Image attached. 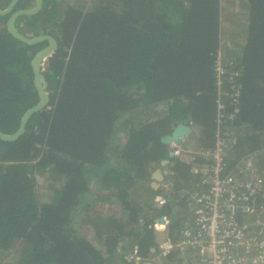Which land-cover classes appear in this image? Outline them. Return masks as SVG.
<instances>
[{
	"label": "trees",
	"instance_id": "obj_1",
	"mask_svg": "<svg viewBox=\"0 0 264 264\" xmlns=\"http://www.w3.org/2000/svg\"><path fill=\"white\" fill-rule=\"evenodd\" d=\"M223 3L43 0L16 19L25 35L49 33L58 44L43 67L50 103L16 140L0 139L1 264H146L159 253L160 221L179 239L192 218L185 192L199 189L200 176L161 137L193 123L198 146H214L219 59L239 73L238 111L224 124L237 137L228 170L254 158L263 177L254 203L264 210V0H232L246 9L239 36L224 34ZM10 14L0 15V129L8 133L39 100L31 60L46 45L15 37ZM159 167L171 170L163 178L171 188L153 186ZM42 176L48 194L38 191Z\"/></svg>",
	"mask_w": 264,
	"mask_h": 264
},
{
	"label": "built area",
	"instance_id": "obj_2",
	"mask_svg": "<svg viewBox=\"0 0 264 264\" xmlns=\"http://www.w3.org/2000/svg\"><path fill=\"white\" fill-rule=\"evenodd\" d=\"M221 60L216 64L218 129L214 146H198L200 127L193 123L183 140L172 143L180 158L192 162L193 173L200 176L199 189L185 192L192 218L179 239L171 240L167 233V238L158 243V255L147 260L152 264H264V210L254 203L262 190L263 177L251 156L228 170L227 158L237 137L224 124L238 111L240 88L234 82L239 73ZM226 98H232L233 111L228 110ZM198 157L204 162L197 161ZM161 185L171 188V180H162ZM156 229L167 231L165 222H158ZM172 253L178 254L177 262L168 260ZM134 255L137 261L141 259Z\"/></svg>",
	"mask_w": 264,
	"mask_h": 264
},
{
	"label": "water",
	"instance_id": "obj_3",
	"mask_svg": "<svg viewBox=\"0 0 264 264\" xmlns=\"http://www.w3.org/2000/svg\"><path fill=\"white\" fill-rule=\"evenodd\" d=\"M17 1L18 0H11V2L6 7H0V15L11 13L7 20L9 31L18 39L29 44L39 43L46 39L49 40L50 43L39 49L34 54L31 60L34 73V84L39 95V100L24 112L23 116L21 117L20 125L14 132L8 133L0 129V139L5 141L16 140L25 131L27 123L33 113L42 109L50 103L51 97L48 90V81L45 74L43 73V65L45 64L47 58L55 51L58 44L56 37L52 34L43 33L35 36H27L22 33L16 26V19L20 15L37 13L43 6V0H37L36 4L32 7L13 10ZM190 130L191 126L188 123H179L173 128L172 132L163 135L161 137V140L163 142L171 144L180 142L189 134ZM167 161V159L163 160L162 164H166ZM165 173H167V169H162L160 167L153 172V177L155 178V180L152 184L154 187H159L160 184L158 181L163 180ZM162 219L163 218H160V220ZM155 234L158 243L164 241L167 238L166 230L156 229ZM152 250L155 251L156 247H153ZM146 264L152 263L150 261H147Z\"/></svg>",
	"mask_w": 264,
	"mask_h": 264
},
{
	"label": "rangeland",
	"instance_id": "obj_4",
	"mask_svg": "<svg viewBox=\"0 0 264 264\" xmlns=\"http://www.w3.org/2000/svg\"><path fill=\"white\" fill-rule=\"evenodd\" d=\"M64 2H72L73 0H63ZM224 5L223 8L225 9V17H224V34H229L233 36H239L238 32H241V28L243 29L246 25L245 13L246 10L244 7H240L239 10L233 6L232 0H223ZM234 3V2H233ZM236 4V3H235ZM120 133V132H119ZM48 180L46 177H39L38 179V191L42 194H48L47 188ZM84 229H87V227ZM83 229V230H84ZM85 233V232H84ZM6 256V260H7ZM1 264V262H0Z\"/></svg>",
	"mask_w": 264,
	"mask_h": 264
},
{
	"label": "flooded vegetation",
	"instance_id": "obj_5",
	"mask_svg": "<svg viewBox=\"0 0 264 264\" xmlns=\"http://www.w3.org/2000/svg\"><path fill=\"white\" fill-rule=\"evenodd\" d=\"M19 1H20V0H18L16 4H18ZM36 1H37V0H32V3L28 4L29 6H27V7H25V8H29V7L34 6V5L36 4ZM10 2H11V0H10ZM10 2H9V3H10ZM9 3H8V4H9ZM18 9H22V8H18ZM15 10H17V9H15ZM41 42H46V45H48V44L50 43L49 40H47V39L44 40V41H41ZM46 45H45V46H46Z\"/></svg>",
	"mask_w": 264,
	"mask_h": 264
},
{
	"label": "crops",
	"instance_id": "obj_6",
	"mask_svg": "<svg viewBox=\"0 0 264 264\" xmlns=\"http://www.w3.org/2000/svg\"><path fill=\"white\" fill-rule=\"evenodd\" d=\"M246 10V9H245ZM242 29V28H241Z\"/></svg>",
	"mask_w": 264,
	"mask_h": 264
},
{
	"label": "bare ground",
	"instance_id": "obj_7",
	"mask_svg": "<svg viewBox=\"0 0 264 264\" xmlns=\"http://www.w3.org/2000/svg\"><path fill=\"white\" fill-rule=\"evenodd\" d=\"M162 181V180H161Z\"/></svg>",
	"mask_w": 264,
	"mask_h": 264
}]
</instances>
